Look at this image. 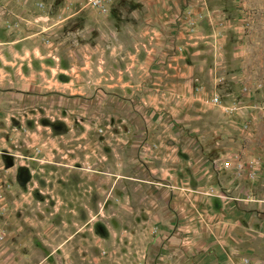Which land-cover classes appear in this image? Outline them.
I'll use <instances>...</instances> for the list:
<instances>
[{
    "label": "rangeland",
    "instance_id": "1",
    "mask_svg": "<svg viewBox=\"0 0 264 264\" xmlns=\"http://www.w3.org/2000/svg\"><path fill=\"white\" fill-rule=\"evenodd\" d=\"M259 105L264 0H0V264H264Z\"/></svg>",
    "mask_w": 264,
    "mask_h": 264
},
{
    "label": "crops",
    "instance_id": "2",
    "mask_svg": "<svg viewBox=\"0 0 264 264\" xmlns=\"http://www.w3.org/2000/svg\"><path fill=\"white\" fill-rule=\"evenodd\" d=\"M253 118H254V134L252 139L254 144L253 149L258 150L257 153L256 152L255 153L258 155V158L260 159L261 162L260 174H264V105H259L255 110H253ZM259 190H261L262 194H264V187L260 186L258 188V191ZM180 191H184V190H178L177 194L179 195L186 194L185 192H180ZM187 195H188L187 201L191 200L190 193H188ZM239 199H241L242 201L243 198H239ZM214 201L216 203V206H218L219 200H217V198H214ZM212 203L213 202H211V204ZM215 203H213L212 205L215 206ZM246 203L249 204V202ZM172 205L173 207H177V209L180 210L184 204H182L180 200H177V198L174 197ZM185 205H189V204H185ZM252 205H254V207H257L258 205L260 206V204L255 202L252 203ZM188 207L190 209V205ZM170 210L171 209L169 205L164 206L163 204V209H161V204H160L159 209L157 211H154L156 212V216L155 217L151 216V218L147 221L146 223L147 227H145L147 228L146 229L147 236L144 237L146 240L144 241L145 249L142 255L144 259L143 264H209L210 259L213 258L215 259L219 257L217 254L215 255L214 253L204 252L200 257H197L196 255L192 254L188 258L186 255L176 254L173 250H169L163 254L161 253L160 256H157L158 255L157 253L153 254V252L151 251L152 245L159 244L161 246L162 242H164L165 240L168 242L170 239H173L176 236V234H174L173 237L171 238L170 237L171 234L168 231L169 227L173 226V222L175 220L173 218L174 215L172 216V214H170L171 213ZM145 211L147 212L151 211V208L149 207L148 204H146ZM179 218H182V215H179ZM227 220L231 221V219H227ZM153 224H157L159 231L161 233V235H158L154 239L153 236L150 237L148 230L149 226ZM229 225L241 227V233L243 234V226L245 225V222L242 219L237 218L235 222ZM237 230H239V228H237ZM129 259L130 260L128 261L127 264H140L138 263V258L134 255L130 256Z\"/></svg>",
    "mask_w": 264,
    "mask_h": 264
},
{
    "label": "built area",
    "instance_id": "3",
    "mask_svg": "<svg viewBox=\"0 0 264 264\" xmlns=\"http://www.w3.org/2000/svg\"><path fill=\"white\" fill-rule=\"evenodd\" d=\"M89 1V3H94V5H101L102 4V2L104 1V2H107L108 0H88ZM214 101H218V98L217 97H215L214 98ZM226 164L227 165H230L231 164V161L230 160H227L226 161Z\"/></svg>",
    "mask_w": 264,
    "mask_h": 264
}]
</instances>
